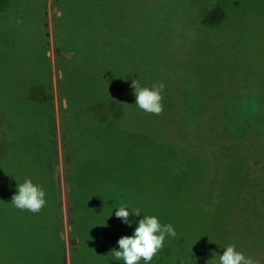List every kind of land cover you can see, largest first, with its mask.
I'll return each mask as SVG.
<instances>
[{
	"label": "rangeland",
	"instance_id": "1",
	"mask_svg": "<svg viewBox=\"0 0 264 264\" xmlns=\"http://www.w3.org/2000/svg\"><path fill=\"white\" fill-rule=\"evenodd\" d=\"M133 79L165 85L161 114ZM25 179L38 213L10 204ZM121 204L175 229L152 264L227 245L264 264V0H17L0 19V264H123Z\"/></svg>",
	"mask_w": 264,
	"mask_h": 264
},
{
	"label": "clouds",
	"instance_id": "2",
	"mask_svg": "<svg viewBox=\"0 0 264 264\" xmlns=\"http://www.w3.org/2000/svg\"><path fill=\"white\" fill-rule=\"evenodd\" d=\"M135 107L146 114L159 115L163 111L162 95L165 85H153L151 88L140 85L138 79L131 82ZM46 193L44 189L29 179L17 183L15 194L12 196L11 205L21 211L38 213L46 205ZM115 215L122 224L135 228L131 236H123L117 241L118 250H113L114 258L123 264H152V261L163 250L166 239L175 238L176 232L171 224H161L154 215H142L139 209H132L126 204L115 208L111 216ZM142 219L130 221L129 216ZM214 255L218 257L214 260ZM210 261L213 264H253L250 257L237 251L235 246L227 245L223 248V254H213Z\"/></svg>",
	"mask_w": 264,
	"mask_h": 264
},
{
	"label": "trees",
	"instance_id": "3",
	"mask_svg": "<svg viewBox=\"0 0 264 264\" xmlns=\"http://www.w3.org/2000/svg\"><path fill=\"white\" fill-rule=\"evenodd\" d=\"M17 0H0V19L10 16Z\"/></svg>",
	"mask_w": 264,
	"mask_h": 264
}]
</instances>
